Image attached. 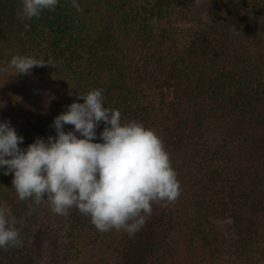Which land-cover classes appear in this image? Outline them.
Returning <instances> with one entry per match:
<instances>
[{
	"label": "trees",
	"instance_id": "1",
	"mask_svg": "<svg viewBox=\"0 0 264 264\" xmlns=\"http://www.w3.org/2000/svg\"><path fill=\"white\" fill-rule=\"evenodd\" d=\"M197 1L188 42L158 30ZM76 230L88 264H264V0H0V264Z\"/></svg>",
	"mask_w": 264,
	"mask_h": 264
},
{
	"label": "rangeland",
	"instance_id": "2",
	"mask_svg": "<svg viewBox=\"0 0 264 264\" xmlns=\"http://www.w3.org/2000/svg\"><path fill=\"white\" fill-rule=\"evenodd\" d=\"M207 6L206 3L203 1H197L196 8L192 12L191 19H184L183 17L179 16L178 14H172V18H162L157 23L158 30L160 32H163L164 30L165 35L170 33L172 38H174V42L178 44H185L188 42L187 40L190 39L193 27L195 28V25L197 24V20H200V18H203L207 13ZM168 31V32H167ZM167 33V34H166ZM168 37V36H167ZM26 84L22 85L21 87V94L24 96H41L42 101L46 102L48 106L53 107L55 110H57L58 114L66 113L69 116L72 117H79L83 118V109H79L74 106L73 102L68 99V97L64 96L63 94H57L55 91L51 90L50 87L45 83L39 80L38 75L36 74L35 70L31 68L27 74V80ZM75 108V109H74ZM12 129L16 128L15 124H12ZM13 134V133H12ZM74 158H70V160H73ZM77 159V158H76ZM69 224V223H68ZM214 225L213 227L216 229V232L223 236L230 238L231 237V231L229 228V224L227 221H218L214 220L209 221L206 223L207 227H210L211 225ZM69 228V225H68ZM64 229L67 230V226H64ZM70 229V228H69ZM64 231H57V234H62ZM68 234L69 231L67 232ZM74 235H69L68 238L59 239L58 242L53 241V251L54 253L50 254L48 253L49 246H45V250L43 252V255H40L38 253H29V255L23 254L19 258H17L13 264H37V261H41L38 264H50L49 261L55 260L57 261V258H55L56 252H60V248L62 246V242H66L67 239L70 240V246L72 249L68 250L67 254H64L63 257L60 258L58 262L62 264H88L90 260H96L94 257L97 258V256L91 254L90 251L100 249L96 241L93 237H90L89 232L84 231H74ZM71 236V237H70ZM171 238L168 235V231L165 228V225L163 229L159 231V245L163 248L164 254L170 255L172 253L171 249ZM61 244V245H60ZM52 246V245H51ZM64 250V249H63ZM131 254V257H136V252L131 251L129 252ZM123 255V253H121ZM93 255V256H92ZM43 256V257H42ZM121 256V255H120ZM37 257V258H36ZM99 257V256H98ZM36 260V261H35ZM125 262L124 258L117 259V258H111L110 264H123ZM92 263V262H91Z\"/></svg>",
	"mask_w": 264,
	"mask_h": 264
}]
</instances>
